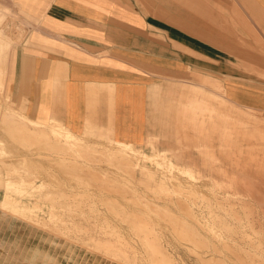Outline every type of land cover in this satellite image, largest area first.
<instances>
[{
    "label": "rangeland",
    "instance_id": "1",
    "mask_svg": "<svg viewBox=\"0 0 264 264\" xmlns=\"http://www.w3.org/2000/svg\"><path fill=\"white\" fill-rule=\"evenodd\" d=\"M147 1L153 2V0ZM182 2L183 0H161L162 11L167 16H169L171 8L174 11H185L186 8L182 6ZM194 2L199 6L203 4L204 7H208L213 14L211 17L214 19L211 18L209 25L211 32L215 35L221 31V33L232 36L231 41L236 40L239 43L253 40L252 35L250 36L246 30V37L241 38V19L244 18L243 23L250 22L247 14L242 11L245 9L249 14L250 8L256 5L254 1L194 0ZM22 9L24 8L19 5L18 0H0V11L13 12L11 15L9 13L0 14V26L15 43V51L36 27L32 26V17L24 14ZM194 22L195 26H202V20L196 14ZM1 42L3 41L1 40ZM1 46L0 44V104H3L2 110L4 112L8 109L15 115L25 114L27 116L25 101L17 99L11 90L9 102L4 104L1 87L4 70L3 47L1 48ZM14 64L15 57L9 64L12 76ZM221 90L219 84L211 79V94L201 95V92L195 91L193 97L209 102L210 96H214L213 106L219 112L227 113L222 126L210 128L208 125L204 127L201 125L203 121L208 122V110L194 120L195 124L192 120V111L189 108L182 114L181 119L175 118L176 112L173 111L175 113L170 121L171 125L164 128L168 133L163 134L162 139H153L147 147L143 148L135 147V149L130 144H126L127 148H121L117 142L91 136H73L64 128H59L60 130L55 133V138L61 141L60 144L66 154L62 161L57 157H49L53 153L50 154L48 150L42 149V147H46L47 139H43L42 135L44 134L40 126L37 128L30 124L26 127V131L29 133L35 130L36 133L33 132L31 137H35L36 141H33V144L18 143V149H12L16 145L8 142L9 136L0 126V140H4L2 147L0 146V264H128L114 258L113 255H107L108 253L106 254L98 247L99 241L111 238L102 230V224L107 221L108 224L118 228L119 234L123 233L124 239L129 242L131 240V243L135 241L133 242L134 248L143 252L136 232L129 229L132 221L136 220L129 214L130 211L135 210L138 213L139 210L129 204L122 205L126 202L122 198V194L133 195L137 200L140 198V202L143 200L141 203L156 208L153 210L163 214H175V217L181 218L185 226H188L190 230L193 228V232L198 233L197 235L200 234L199 236H205L207 239L209 244L206 246L209 252L206 256L213 255L225 264H234V261L229 259V254H226L225 250L220 248L219 252L217 251L218 254L210 245V242L215 243V241L218 245L222 241L221 237L228 240L230 244L232 243V246L234 244L236 251L241 254L244 251L243 255H247V257H253L254 253L258 252V250L255 251L258 249L256 246L258 241L263 244L262 249L264 250V208H262L264 206V112L245 107L238 109L221 103L215 97V94H220ZM1 117L0 115V119ZM37 122L44 126L46 134L50 138L52 129L58 127L54 124L47 125L40 121ZM24 136L31 138L28 135ZM3 147L5 150L1 152ZM173 156H177L178 159ZM115 160H119V162L114 163ZM174 161L183 165V167L180 166L181 168L192 170L198 180L192 182L180 172L173 170L170 167V162L175 163ZM126 162L131 166L136 164V171H130V166L126 168ZM6 177L11 178L14 183L12 186H5ZM212 184L216 186L214 191L216 200H219L217 206L223 207L220 209L219 215L221 218L226 217L228 224L232 225L233 223V233L236 236L231 233L232 231L230 233L223 231L224 234L221 237L212 236L201 224L199 226L200 222L195 221L196 217L204 223L209 219L210 222L214 221V216L209 215V210L204 206L205 200H209L206 194L211 191L209 186ZM108 187L110 190L107 189ZM192 187L198 191L199 198L193 199L186 193L187 189ZM53 194H58V196L54 199L51 197ZM253 194H256L257 197ZM167 195L172 198H167ZM86 196L90 198L88 199ZM83 197L86 199L82 200ZM246 198L247 200H245ZM226 200H229L231 204H226ZM90 203L98 204L90 206ZM181 203L194 211L195 218L183 213ZM109 204L112 205V208ZM66 207L71 208L72 211H68ZM90 207L95 209L90 211ZM152 207L150 208L152 209ZM84 209L85 211L81 212ZM233 210L234 212H232ZM139 215L141 218L146 216L143 212H140ZM232 220L235 221L232 222ZM235 222L237 224H234ZM159 224H154L150 237L159 246L162 245L163 247H161L174 257L177 264H202L195 254L189 252L191 244H183L177 240L170 229L165 228L162 221H159ZM237 225L245 226L246 231L254 239L251 241H248L246 237L242 239L241 229H238ZM81 226L87 227L89 231H79ZM218 234H221L220 231ZM114 238L120 239L117 236ZM244 239H246L245 242ZM118 247L123 251L128 250V247L120 244ZM218 247L221 246L218 245ZM214 251L218 255L213 253ZM128 255L132 264H148L140 259L134 261L135 256L131 252H128ZM138 255L140 258V254ZM260 255L264 259V251L263 254L260 252ZM232 261L233 263H231Z\"/></svg>",
    "mask_w": 264,
    "mask_h": 264
},
{
    "label": "crops",
    "instance_id": "2",
    "mask_svg": "<svg viewBox=\"0 0 264 264\" xmlns=\"http://www.w3.org/2000/svg\"><path fill=\"white\" fill-rule=\"evenodd\" d=\"M252 1L250 15L242 11L250 22L241 19V38L246 30L253 40L239 43L211 32L213 14L194 0H183L185 11L171 8L169 16L161 0H18L36 27L15 51L0 26L4 104L11 90L28 114L3 112L0 104V126L12 149L36 141L35 130L26 131L31 123L47 139L42 149L62 161L66 154L54 135L59 128L143 148L168 133L173 113L181 119L188 108L194 124L208 110L201 125L220 127L227 113L213 106L214 96L209 102L193 97L195 91L210 95L211 79L222 89L215 94L221 103L264 112V0ZM195 14L202 26H195ZM37 121L58 126L51 138Z\"/></svg>",
    "mask_w": 264,
    "mask_h": 264
},
{
    "label": "bare ground",
    "instance_id": "3",
    "mask_svg": "<svg viewBox=\"0 0 264 264\" xmlns=\"http://www.w3.org/2000/svg\"><path fill=\"white\" fill-rule=\"evenodd\" d=\"M4 43V42H3ZM8 43V42H7ZM6 44V43H5ZM9 45H7V47H8ZM2 48V47H1ZM6 48V47H5ZM5 50V49H4ZM4 50H3V52H4ZM6 115H8V114H6ZM10 115V114H9ZM11 119V118H10ZM15 121V120H14ZM9 122H10V120H9ZM11 122H12V120H11ZM16 123V122H15ZM18 123H19V121H18ZM22 123H24V122H22ZM27 124V123H26ZM25 124V125H26ZM32 124V123H31ZM34 124V123H33ZM8 126V125H7ZM33 126V125H32ZM35 126V125H34ZM9 127V126H8ZM18 127V126H17ZM20 127V126H19ZM18 127V128H19ZM39 127V125L37 126V128ZM41 127V126H40ZM7 128V127H6ZM36 128V129H37ZM20 129V128H19ZM23 129V128H22ZM25 129V128H24ZM41 129V128H40ZM24 132V131H23ZM54 133V132H53ZM53 133H52V135H53ZM56 133V132H55ZM55 133H54V135H55ZM25 134V133H24ZM37 134H39V133H37ZM47 136V135H46ZM45 136V137H46ZM56 136V135H55ZM71 136V135H70ZM2 137V136H1ZM73 137V136H72ZM49 138V137H48ZM2 139V138H1ZM59 141V140H58ZM2 142H3V139H2V141H0V146L2 147ZM6 144V143H5ZM4 144V145H5ZM7 144H8V142H7ZM117 144L121 147V148H127L128 147V145H126V144H123V143H120V142H117ZM8 147V146H7ZM5 148H6V146H5ZM2 150H1V152L3 151V150H5L4 149V147L3 148H1ZM14 149H17V148H14ZM130 151V150H129ZM33 152V151H32ZM85 152V151H84ZM87 153V152H86ZM85 156V155H84ZM24 158V157H23ZM25 159V158H24ZM18 161H19V159H17ZM34 160V159H33ZM37 160V159H36ZM32 162V161H31ZM115 162H119V160H115L114 161V163ZM17 163V162H16ZM8 164V163H7ZM117 164V163H116ZM115 164V165H116ZM126 168H128L129 166L131 167V169H130V171H136V169H137V165L136 164H132V166H131V164L129 165L127 162H126ZM124 165V164H123ZM28 166H29V164H28ZM33 166V165H32ZM31 166V167H32ZM41 166V165H40ZM170 167L173 169V170H176L177 172H180L185 178H188V180H190V181H192V182H195V181H197L198 180V178H197V176H196V174L192 171V170H188V169H184V168H181L180 166H178V165H176L175 163H173V162H170ZM39 168V167H38ZM37 168V169H38ZM33 169V168H32ZM169 172V171H168ZM117 173V172H116ZM174 175H176V174H174ZM3 177V176H2ZM174 177V176H173ZM176 177V176H175ZM118 178V177H117ZM174 179V178H173ZM121 180V179H120ZM179 180H180V178H179ZM124 182V181H123ZM6 185L5 186H7V187H10V186H12L14 183H13V181L11 180V178L10 177H6ZM205 183V182H204ZM208 183V182H207ZM204 185V184H203ZM207 186V185H206ZM179 187H181V186H179ZM210 187V189H211V191H209L207 194H206V196H208V199L209 200H205V204H204V206L209 210V215H211V216H214V218H213V220L214 221H211V222H214V223H212L211 224V222H210V219L209 220H206V222L204 223V222H202V220L200 219V218H198V217H196V219H195V221L197 220L198 222H200L199 223V226H200V224H201V226L207 231V232H209L212 236H222V234H224L223 233V231H225V232H231V233H233V228H232V225H233V223H232V225L231 224H228L227 223V220L225 219V218H221L220 217V213H219V211H220V209L221 208H223V207H219V206H217V205H219V204H217L218 202H219V200H216V192L214 191V189H215V184H212L211 186H209ZM136 188V187H135ZM107 189H109V187L107 188ZM178 189V188H177ZM110 190V189H109ZM178 190H180V188L178 189ZM113 191V190H112ZM183 193V192H182ZM186 193L189 195V196H191V198H193V199H197V197H198V195L199 194H197L198 193V191L194 188V187H192V188H190V189H187V191H186ZM251 193H254V191H251ZM257 193V192H256ZM203 194V193H202ZM204 194V195H205ZM229 194V193H228ZM85 195H88V194H85ZM158 195H160L159 193H158ZM176 195V194H175ZM186 195V194H185ZM223 195V194H222ZM236 195V194H235ZM235 195H233V196H235ZM253 195H255L256 196V194H253ZM260 195V194H259ZM263 195V194H262ZM58 196V194L57 195H55V194H53V195H51V197H53L54 199L56 198ZM84 196V195H83ZM89 196H92V195H89ZM122 196V198L123 199H125L126 200V202H125V204H122V205H127V204H129V205H132L134 208H136V210H139V212L137 213V212H135V210H133V211H130V215L131 216H133V218H135L136 220L134 221H132V223L130 224V228L129 229H131V231H135L136 232V234H137V239H139V241H140V244L142 245V247H143V252H140V251H138L139 249H137V248H134V244H133V242H135V241H133L132 243H131V240H130V242L129 241H127L126 239H124L123 237H122V234H119L118 233V228L116 227V226H114V225H112V224H108L107 223V221H104V223L102 224V230H104L107 234H109L110 236H111V238L110 239H105V240H102V241H99L98 242V247H100L102 250H104L105 252H106V254L107 255H113L114 256V258H117V259H119V260H122V261H125V262H127L128 264H132L131 262V259H130V257H129V255H128V252L130 253H132V254H134V256H135V258H134V261L135 260H144V262L146 261V262H148V264H177L176 262V260L175 259H173L174 257H172L169 253H167L166 252V250H164L161 246H159V244H157V242H155V240H153L150 236H151V232L153 231V227H154V224L156 225V224H158V225H160L159 224V221H162L163 222V225L165 226V228H168V229H170L172 232H173V234H174V236L177 238V240H179L180 242H182L183 244H191V247L189 248L190 249V251L189 252H192L193 254H195L196 255V257H197V259H199L200 260V262L202 263V264H225V262H223V261H221V260H219V259H217L216 257H214L213 255H211L210 256V254H209V256H206V254H208V252L209 251H207L208 250V248H207V246L206 245H208L209 243L207 242V239L205 238V236H199V235H197L198 233H195V232H193L192 230H193V228H191L192 230H190L189 228H188V226H185V224L181 221V218H178V217H175L174 215H170V214H163L162 212H158V211H156V210H153V208H155V207H152V206H150V205H148V204H146V203H141L140 202V198H139V200H137L136 198H134V196L133 195H129V194H125V195H121ZM165 196V195H164ZM182 196V195H181ZM181 196H180V198H181ZM221 196V195H220ZM87 197V196H86ZM94 197V196H93ZM96 197V196H95ZM168 197H171V196H168L167 195V198ZM184 197V196H183ZM182 197V198H183ZM229 197V196H228ZM257 197V196H256ZM80 198H82V197H80ZM84 198V197H83ZM88 198V197H87ZM90 198V197H89ZM88 198V199H89ZM143 198V197H142ZM172 198V197H171ZM171 198H170V200H171ZM199 198V197H198ZM220 198V197H219ZM251 198V197H250ZM86 198H84V199H82V200H85ZM87 199V200H88ZM206 199H207V197H206ZM235 199H236V197H235ZM86 200V201H87ZM167 200V199H166ZM173 200V199H172ZM188 200V199H187ZM234 200V199H233ZM239 200V199H238ZM245 200H247V198L245 199ZM89 201V200H88ZM91 201V200H90ZM144 201H146V200H144ZM168 201V200H167ZM185 201V200H184ZM197 201V200H196ZM212 201V202H211ZM227 202H226V204H231V202L229 201V200H226ZM259 201V200H258ZM84 202V201H83ZM146 202H148L149 203V201H146ZM176 202H177V200H176ZM193 202V201H192ZM221 202V201H220ZM235 202V201H234ZM256 202H257V200H256ZM108 203V202H107ZM201 203V202H200ZM238 203V202H237ZM85 204V203H84ZM83 204V205H84ZM97 204L98 203H90L89 205L91 206V205H93V206H97ZM233 204V203H232ZM63 205V204H62ZM68 205V204H67ZM194 205H195V203H194ZM199 205V204H198ZM237 205H239V204H237ZM252 205V204H251ZM54 206V205H53ZM109 206H111V208H112V205H110L109 204ZM181 206L183 207V208H181L182 209V211H183V213L184 214H186V215H189V216H193L194 215V211H191L189 208H187L186 206L187 205H184V203H181ZM189 206V205H188ZM221 206H223V205H221ZM254 206V205H253ZM150 207H152V209L150 208ZM231 207V206H230ZM242 207H244L245 208V206H242ZM241 207V208H242ZM250 207V206H249ZM252 207V206H251ZM61 208V207H60ZM67 208V210L68 211H72V209L71 208H69V207H66ZM91 209H90V211H93L94 209L92 208V207H90ZM114 208V207H113ZM229 208V207H228ZM238 208V207H237ZM262 208H264V206L262 207ZM88 209V208H87ZM115 209V208H114ZM156 209V208H155ZM224 209H226V208H224ZM233 209H234V207H233ZM239 209V208H238ZM98 210V209H97ZM159 210V209H158ZM207 210V211H208ZM228 210V209H227ZM255 210V209H254ZM263 210V209H262ZM85 211V209L82 211L81 210V212H84ZM96 211V210H95ZM115 211H116V209H115ZM238 211V210H237ZM96 212H98V211H96ZM112 212V211H111ZM110 212V213H111ZM140 212H143L146 216L145 217H143V218H141L140 217V215H139V213ZM166 212V211H165ZM232 212H234V210L232 211ZM99 213V212H98ZM108 213V212H107ZM167 213V212H166ZM222 213V212H221ZM223 213H225V212H223ZM238 213V212H237ZM262 213V212H261ZM173 214V213H172ZM207 214V213H206ZM229 214V213H228ZM239 214H240V211H239ZM243 214V213H242ZM208 215V216H209ZM222 215V214H221ZM226 215V214H225ZM237 215V214H236ZM241 215V214H240ZM263 215V214H262ZM142 216V215H141ZM188 216V217H189ZM228 216V215H227ZM239 216V215H238ZM248 216V215H247ZM246 216V217H247ZM264 216V215H263ZM215 217H216V219H215ZM217 217H219V218H217ZM249 217V216H248ZM192 218H195L194 216L192 217ZM205 218V217H204ZM209 218V217H208ZM211 218V217H210ZM229 218H230V216H229ZM236 218V217H235ZM240 218V217H239ZM206 219V218H205ZM212 219V218H211ZM232 219H234V218H232ZM245 219V218H244ZM247 219V218H246ZM237 220V219H236ZM239 220V219H238ZM241 220V219H240ZM262 220V219H261ZM116 221V220H115ZM233 221H235V220H232V222ZM248 221V220H247ZM114 222V221H113ZM229 223H231L230 221H228ZM264 222V221H263ZM197 223V222H196ZM216 223H218V224H216ZM240 223H242V221H240ZM114 224V223H113ZM234 224H237L236 222L234 223ZM157 225V226H158ZM187 225V224H186ZM125 226V225H124ZM163 226V227H164ZM198 226V225H197ZM198 226V227H199ZM234 226H236V225H234ZM247 226V225H246ZM237 227H238V229H241V233H242V239L244 238V237H246V239L248 238V241H251V240H253L254 238L248 233V231H246V227L245 226H240V225H237ZM66 228V227H65ZM258 229H259V227H257ZM162 229V228H161ZM237 229V230H238ZM121 230V229H120ZM157 230H159V229H157ZM164 230H167V229H164ZM197 230V229H196ZM79 231H81V232H87V231H89V229L87 228V227H83V226H81V230L79 229ZM123 231V230H122ZM127 231H128V228H127ZM198 231V230H197ZM220 231V233L221 234H218V232ZM236 231V230H235ZM239 231V230H238ZM264 231V230H263ZM263 231H262V233H263ZM159 232H161V231H159ZM158 232V233H159ZM237 232V231H236ZM252 232V231H251ZM205 233V232H204ZM228 233V234H229ZM254 233V232H253ZM206 234V233H205ZM216 234V235H215ZM218 234V235H217ZM234 234V233H233ZM237 234V233H236ZM239 234V233H238ZM258 234H260V233H258ZM264 234V233H263ZM231 236H232V234H230ZM229 235V236H230ZM119 237L120 239H113V237ZM126 236V235H125ZM133 236V235H132ZM227 236V235H226ZM228 236V238L229 239H231L230 237ZM234 236H236L235 234H234ZM233 236V237H234ZM238 236V235H237ZM255 236V235H254ZM256 237V236H255ZM213 238V237H212ZM222 238V241H220L219 242V244L218 245H220L221 247H218V245H216V241H215V243H211L210 242V245L213 247V249H215V251L217 252H219V249L220 248H222L223 250H225L224 252L226 253V254H229V259L230 260H233L234 261V264L235 263H237V264H264V259L261 257V255H260V252H261V254H263V249H262V243L260 242V241H258V244L256 245L257 247H258V249H255V251L256 250H258V252H256V253H254V255H253V257H247V255H243V253H245L242 249H240V250H242L243 251V253L241 254L240 252H238V251H236L235 250V248L234 247H236V246H234V244H233V246L228 242V240H226V239H224V237H221ZM236 238H240V237H236ZM217 239V238H216ZM241 239V240H242ZM246 239H244V242H245V240ZM129 240V239H128ZM134 240H136L135 238H134ZM162 240V239H161ZM232 240V239H231ZM240 240V239H239ZM258 240V239H257ZM257 240H256V242H257ZM137 241V240H136ZM170 241V240H169ZM264 241V240H263ZM161 242V241H160ZM240 242V241H239ZM244 242H243V244H244ZM252 242H250V244H251ZM255 243V242H254ZM123 245V246H126V247H128V250H126V251H123V250H121L119 247H118V245ZM230 244V245H229ZM249 244V243H248ZM253 244V243H252ZM96 245H97V243H96ZM137 245V244H136ZM135 245V246H136ZM238 247H239V244L237 245ZM245 246V245H244ZM242 247V246H241ZM247 247V246H246ZM249 247H251V246H249ZM264 247V246H263ZM238 250H239V248H238ZM250 250H251V248H250ZM215 251L213 252V253H215ZM252 251V250H251ZM170 252V251H169ZM217 252V253H218ZM246 252H247V249H246ZM250 252V251H249ZM253 252V251H252ZM217 253H215V254H217ZM222 253V252H221ZM138 254H140V258H139V255ZM143 254H145V255H143ZM219 254V253H218ZM217 254V255H218ZM138 255V256H137ZM221 255H223V254H221ZM192 256V255H191ZM224 257V256H223ZM226 258H227V256H226ZM228 259V258H227ZM199 260H197L198 262H199ZM233 261L231 262V263H233ZM141 262V261H140ZM178 262H179V260H178ZM230 262V261H229ZM141 264V263H140ZM187 264V263H186Z\"/></svg>",
    "mask_w": 264,
    "mask_h": 264
}]
</instances>
